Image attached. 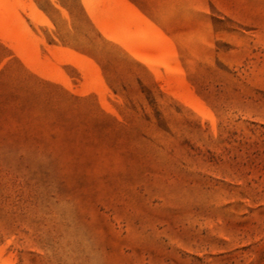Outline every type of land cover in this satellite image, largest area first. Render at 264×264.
<instances>
[{"label": "rangeland", "instance_id": "rangeland-1", "mask_svg": "<svg viewBox=\"0 0 264 264\" xmlns=\"http://www.w3.org/2000/svg\"><path fill=\"white\" fill-rule=\"evenodd\" d=\"M0 264H264V0H0Z\"/></svg>", "mask_w": 264, "mask_h": 264}]
</instances>
